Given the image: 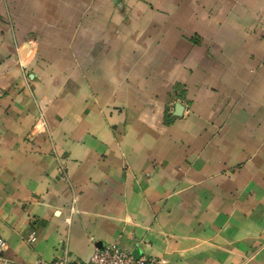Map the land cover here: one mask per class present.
<instances>
[{"label": "crops", "instance_id": "1", "mask_svg": "<svg viewBox=\"0 0 264 264\" xmlns=\"http://www.w3.org/2000/svg\"><path fill=\"white\" fill-rule=\"evenodd\" d=\"M51 1L0 0V264H264V0Z\"/></svg>", "mask_w": 264, "mask_h": 264}, {"label": "built area", "instance_id": "2", "mask_svg": "<svg viewBox=\"0 0 264 264\" xmlns=\"http://www.w3.org/2000/svg\"><path fill=\"white\" fill-rule=\"evenodd\" d=\"M60 175L63 180L68 178V174L64 166H60ZM75 208H73L74 210ZM69 220V219H68ZM37 239L35 232L29 236V241L34 242ZM8 242L0 237V259L2 253L8 248ZM164 259L154 256L135 257L133 253L123 250L115 243L107 244L102 248H96L91 258L86 262L72 260L67 256L58 257L55 260L47 261L38 259L33 263L26 264H163Z\"/></svg>", "mask_w": 264, "mask_h": 264}, {"label": "rangeland", "instance_id": "3", "mask_svg": "<svg viewBox=\"0 0 264 264\" xmlns=\"http://www.w3.org/2000/svg\"><path fill=\"white\" fill-rule=\"evenodd\" d=\"M53 1L47 2L48 5H49V6H47L48 7V10H52V12H55L56 9L60 10V12L62 10L65 11L66 8H67L66 4H68V7H69V5L71 6V4H72V3H69V2L67 3V1L66 2L63 1V3L58 2V1L55 2V0H53ZM115 1L116 0H112V3H110L111 1L106 0V3L104 4L105 5V8L106 9L107 8H113L112 6L114 5ZM16 3H18V2H16ZM10 4L13 5V3H11V2H10ZM119 4L120 3H118L117 5L119 6ZM81 7H82V4H81V2H79L76 5L75 8H81ZM8 9H10V8H8ZM43 16H44V14H43ZM34 19H36V21H37V24L36 25H38V26L45 25V26L42 27V31H44L48 27L47 26L48 23H46V22H52V23L58 24L60 26H62V25H68V24L71 26L74 23V21H75V18L67 19L62 14H60V16L57 15L55 18H49L47 16H44L43 18L38 17V18H34ZM31 21L34 22V20H32V18H31ZM33 34L34 33L30 34L27 37V39L25 40V42L23 44H21L22 47L20 45H18V48L21 51L27 52V53L28 52L31 53L32 51L34 52V49H35V47L37 45H36V39H34V35ZM20 64H21L23 70H26L27 69V64L26 63L25 64H22V62L20 61ZM25 75L27 76V73H25Z\"/></svg>", "mask_w": 264, "mask_h": 264}, {"label": "water", "instance_id": "4", "mask_svg": "<svg viewBox=\"0 0 264 264\" xmlns=\"http://www.w3.org/2000/svg\"><path fill=\"white\" fill-rule=\"evenodd\" d=\"M177 109L180 111L182 109L181 104L176 105Z\"/></svg>", "mask_w": 264, "mask_h": 264}]
</instances>
